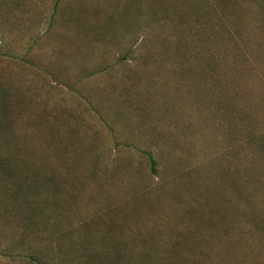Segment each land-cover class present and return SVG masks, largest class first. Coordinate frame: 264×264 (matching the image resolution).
I'll return each instance as SVG.
<instances>
[{"label": "rangeland", "instance_id": "rangeland-1", "mask_svg": "<svg viewBox=\"0 0 264 264\" xmlns=\"http://www.w3.org/2000/svg\"><path fill=\"white\" fill-rule=\"evenodd\" d=\"M0 87L34 176L0 182V264L46 250L37 206L54 239L113 205L182 264H264V0H0Z\"/></svg>", "mask_w": 264, "mask_h": 264}, {"label": "trees", "instance_id": "trees-1", "mask_svg": "<svg viewBox=\"0 0 264 264\" xmlns=\"http://www.w3.org/2000/svg\"><path fill=\"white\" fill-rule=\"evenodd\" d=\"M8 96L7 88L0 87V113L2 114L6 112ZM9 124L11 122L7 118H0V134L4 135L5 144L9 145L8 152L0 153V182H11L10 187L6 184L2 195L13 199L12 191L28 190L31 184L29 185L27 181L34 179V176L27 172L26 158L23 159L20 153L11 149L13 133H9ZM144 153L150 162V171L155 174L156 160L148 150ZM117 208L113 205L103 213H95L92 218L78 222L82 230V233L78 234L70 226L63 228L65 224L59 222L56 228L60 232L54 234V239H50L46 233L48 226L41 215L42 207L37 206L21 218L23 222L21 227L24 232L28 231L37 237L46 235V250L42 249L44 253L41 249L18 251L14 256L24 260L23 264H162V262L163 264H182L183 257L174 249L162 251L158 244L141 239L135 232L122 235L123 230L120 225L114 227L116 220L121 218V216H114ZM92 228L93 232H90ZM114 230L117 231L114 233Z\"/></svg>", "mask_w": 264, "mask_h": 264}]
</instances>
